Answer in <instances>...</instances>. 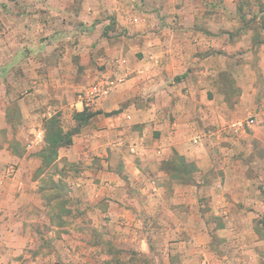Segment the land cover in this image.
<instances>
[{
  "label": "crops",
  "instance_id": "1",
  "mask_svg": "<svg viewBox=\"0 0 264 264\" xmlns=\"http://www.w3.org/2000/svg\"><path fill=\"white\" fill-rule=\"evenodd\" d=\"M2 1L7 4L1 3L0 8L12 15V25L6 24L12 31L8 37H0L6 58L0 66V80L12 73L8 77L12 76V92L26 90L33 95L35 100L27 104L17 101L20 112L31 122L48 120L59 112L63 121L73 119L65 98L74 99L102 73L117 82L107 97L89 108L92 114L86 120L74 121V127L64 126L63 133L71 135V142L58 147L50 164H44L41 156L46 137L29 147L33 155L31 151L20 155L13 148L0 149V156L6 151L15 163L10 173L0 160V264H12V255L18 253H30L29 264H63L62 253L70 256L80 248L77 241L69 240L75 230L67 231L63 225L76 227L85 220L96 226L98 221L113 224V220L132 224L138 217L121 173L129 172L130 178L137 179L138 188L155 203L165 205L169 177L177 180L174 194L189 197L190 185H195L191 177L180 179L169 170L179 164L176 158L185 155L201 170H208L213 163L207 139L228 131L225 124L235 115L233 109L253 117L251 113L257 116L256 110L264 108L259 83L264 80V0ZM53 14L58 21L52 19ZM3 25L0 21V27ZM51 25L62 31L50 35ZM34 26L48 39L40 35L34 41ZM44 41V61L32 68L30 52ZM116 59L126 63H115ZM226 77L236 80V93L231 96L233 81ZM70 106L76 113L85 110L77 102ZM255 116L246 129L257 123ZM231 122L235 129V120ZM208 124L215 128L208 131ZM196 132L203 136L195 137ZM227 152L223 170L230 168L232 160L230 149ZM66 163L77 171L67 173ZM36 170L41 172L33 178ZM46 173L52 186L43 182ZM63 186L71 189L77 200L74 205H81L78 200L88 196L92 210L52 214L46 194L56 201ZM215 186L226 187L221 181ZM117 193L121 194L119 211L113 213L110 207L98 205L101 198L108 204ZM39 207L46 210V220ZM101 229L97 232L102 235L108 231ZM90 245L89 251H97L98 245ZM81 258L87 261L91 257L74 254L68 262L80 264Z\"/></svg>",
  "mask_w": 264,
  "mask_h": 264
},
{
  "label": "rangeland",
  "instance_id": "2",
  "mask_svg": "<svg viewBox=\"0 0 264 264\" xmlns=\"http://www.w3.org/2000/svg\"><path fill=\"white\" fill-rule=\"evenodd\" d=\"M50 2L57 4L60 0H50ZM1 3L7 4L0 0V6ZM0 9V21H3L5 26L6 24L12 25V15L5 13L2 7ZM57 16V14H53L52 19L58 21ZM5 26L0 27V37L6 38L9 36L8 32L12 31V27ZM57 27L55 25L49 27L50 35L62 31V28ZM38 29V26L32 28L34 41L40 35H42L41 39L47 40L48 35L45 36ZM45 44L46 41L43 46L37 44L32 48L30 52L31 57L34 58L31 63L32 68L44 61L47 48ZM5 60L0 47V66ZM9 67L12 71V63L9 64ZM4 72L7 73L6 70ZM9 76L6 75L0 80L4 82L0 83L2 85L0 86V149L7 147L6 151H8L13 148L20 155L31 151L33 155L32 151L34 150H29V145L35 140L38 129H42V134L46 137L47 127L50 125L46 119L39 120V123L36 120L31 122L29 118L22 115L17 101L27 104L31 102V99L32 101L35 99L26 90L12 92V76L11 79L8 78ZM229 78L226 77V81H233L231 96L236 93V80ZM259 83L263 91L260 94V102H262L264 80L260 79ZM81 92L75 94L72 100L64 99L68 104L69 112L73 113V119L67 117L63 121L61 112L54 113L52 118L58 122L59 127L63 129L64 126L72 127L77 124L74 121L77 120L78 123L82 121L77 117L74 107L70 106L71 103H76L79 100ZM38 110H42V108L39 107ZM233 112L235 115H230L227 118L228 123L225 124L229 132L225 131L221 136L213 134L211 139H207L206 147L208 146L207 148L212 153L210 159L213 163L208 170H201L194 159L187 158L185 155L176 158L179 160L178 165L184 166L185 170L180 179H183L184 176V180H189L191 177L192 184L199 187L190 185L192 191L189 197L186 198L182 192L174 194L173 185L177 180L169 177L165 182L164 195L167 198H165V205L155 203L147 197L148 194H143L144 192L138 188L140 183L137 179L130 178L129 172V175L121 173L126 185L127 183L129 185L130 206L133 207L138 219H135L132 224L131 222L125 224L113 220V224H104L102 221H98L99 224L96 226L94 222L85 220L80 221V224L77 223L76 227L63 225L67 231H69L68 229L75 230V236L69 237V240L77 241L80 247L78 253H70V256L67 253H62L65 256L62 260L63 264H70L68 261H72L74 254L91 257L87 261L81 258L80 264H264V108L259 107L256 110L257 116L253 114L255 112L251 113L253 117L257 118V123L253 127L247 128L246 131L232 128L231 121L246 119L250 117L249 113H243L244 111L239 108H234ZM14 123L17 126L13 125ZM206 128L209 131L215 127L208 124ZM242 135L250 136L246 138ZM194 136L203 135L196 132ZM191 139L193 144L197 143L193 138ZM229 149L232 156L229 163L230 168L223 170L221 168L222 160L225 161V158L228 157L226 152ZM6 151H2L0 160L4 161L3 164L7 169L15 163L9 159V154ZM175 152L179 155L177 151ZM232 161L236 162L235 166ZM168 162L169 160L166 161V165ZM225 163V165L228 164V162ZM43 168L45 169V167ZM120 168L122 169L123 166L121 165ZM64 169L67 173L77 171L75 166L70 163H66ZM40 172V170H36L33 178H38ZM48 177L49 173H46L43 182L52 186L54 182ZM219 181L226 187L219 186L220 188L217 189L215 185ZM216 189L219 190L218 193H216ZM70 190L69 187L63 186L61 188L62 195L56 201L52 199V194H46L45 200L51 202L52 214L59 213L60 216H64L70 210L73 212L77 209L78 212L92 210L93 205L90 204L91 200L88 196L84 200H78L81 205H74L77 200L71 196ZM120 198L121 194L117 193L115 197L110 198L111 201L109 200L108 204L104 202L106 199L101 198L102 201L98 205L102 209L110 207L115 213L121 209ZM45 200H43V204H46ZM39 208V211H44L42 212L44 217L47 213L46 210ZM68 224H72V221H69ZM100 228L108 231L105 230L106 234L102 235L97 232ZM94 243L99 246L97 251H89L88 245ZM118 247H128L129 250ZM132 249L135 250L132 251ZM28 254L30 253L12 255V264H29ZM71 263L74 264V262Z\"/></svg>",
  "mask_w": 264,
  "mask_h": 264
},
{
  "label": "built area",
  "instance_id": "3",
  "mask_svg": "<svg viewBox=\"0 0 264 264\" xmlns=\"http://www.w3.org/2000/svg\"><path fill=\"white\" fill-rule=\"evenodd\" d=\"M121 60V61H120ZM116 59L115 63H126L124 59ZM117 80L110 75L107 74H99L87 87L81 92L79 96V100L77 103L81 105L83 109L92 108L94 104H96L100 99L107 97L113 87L115 86ZM254 123V119L252 116L247 117L246 119L236 120L234 122V127L239 129L240 131H244L247 126H250ZM44 136L42 132H38L35 135V140L29 145L32 147L34 145H38L43 142ZM8 171L10 173L14 172V167H9Z\"/></svg>",
  "mask_w": 264,
  "mask_h": 264
},
{
  "label": "trees",
  "instance_id": "4",
  "mask_svg": "<svg viewBox=\"0 0 264 264\" xmlns=\"http://www.w3.org/2000/svg\"><path fill=\"white\" fill-rule=\"evenodd\" d=\"M92 112L85 109L83 112L77 113V117L80 120H86L87 116H90ZM47 123L50 125V127H47V135H46V141L47 146L43 149L41 156L43 158L44 164H50L54 161L56 158V155L58 153V147L62 145L69 144L71 142V135L64 134L63 128L58 126V122L54 118L48 119ZM80 124V123H79ZM172 170L170 172H173L175 176L178 178L182 176L181 174L185 173L184 166L181 167V165H174L171 166Z\"/></svg>",
  "mask_w": 264,
  "mask_h": 264
}]
</instances>
